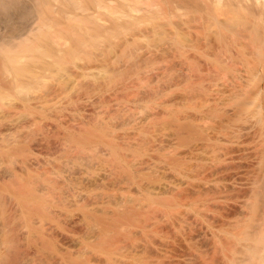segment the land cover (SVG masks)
I'll return each instance as SVG.
<instances>
[{
    "label": "bare ground",
    "instance_id": "obj_1",
    "mask_svg": "<svg viewBox=\"0 0 264 264\" xmlns=\"http://www.w3.org/2000/svg\"><path fill=\"white\" fill-rule=\"evenodd\" d=\"M33 1L38 6L37 15L44 7L52 9L50 4L58 7V14L70 15L74 9L89 12L86 19L81 17L84 20L78 22L80 32H75L76 27L72 28L74 32L68 27L67 30L74 36L91 35L95 44L104 39V33L122 28L119 23L123 17H128L127 23L140 25L137 15L147 13L155 4L145 0L151 5L142 3V8L135 0L141 6L137 9L135 3L124 0L132 12L126 15L109 7L110 15H116L110 20L114 26H110L99 13L94 15L86 7L100 10L116 0ZM219 2L221 6L222 0ZM17 3L19 0H0V12ZM224 5L232 14L245 12L251 20L244 26L247 16L243 14L246 19L239 16L243 23L236 27L237 20H232L233 25L219 13L224 14V8L216 11L224 19L219 21L220 29L234 32L231 39L222 29L218 34L231 50L218 54L221 46L214 38L217 46H212L217 52L214 48L209 49L216 53L205 52L211 57L215 54L217 59L214 57L216 60L208 64L206 61L200 69L191 68L196 69L193 71L185 67L188 62L184 61L181 68L185 67L187 73L183 70L182 74L180 66L175 68L176 75L169 73L178 75L176 80L170 75L173 82L167 81L168 77L161 80L165 73L161 67L174 72L172 66L181 60L173 61L180 54L175 51V56L167 49L173 64L163 65L170 58H165L162 49L166 42L159 48L162 38L153 46L161 51H156L155 59L163 55L161 61L156 59L158 64L152 59L155 54L150 53L153 48L142 51L143 56L150 55L147 57L151 62H156L155 67L161 63L154 71L151 64L148 68L139 60L147 57L130 49L139 57L136 56L139 61L135 59L138 66L148 70L141 72L157 74L149 80L143 78L146 74L137 77L135 67L131 71L129 64L134 61L127 58L133 53L129 50L130 56L126 55L125 49L119 48V42L122 45L127 38L132 43L143 40L142 34L149 35L151 23L143 28L147 32L142 28L143 32L139 28V32L135 31L141 34L138 39L132 38L136 34L132 31L128 34L133 35L131 38L126 34V39L121 37L123 42L118 38L116 48L122 50V57L128 56L129 62L121 64V53L116 56L122 59L116 71L127 69L122 75L115 71L122 79L116 73L112 76L113 66L105 73L103 58L108 62L118 51L113 50V54L111 48L113 55L110 52L111 56H99L105 64L99 57L95 59L97 65L101 62V67L96 66L100 71L91 60L93 66L89 67L87 61L79 69L73 65L75 70L66 62L67 69L64 58L69 55L63 49L71 44L62 42L55 30L42 32V20L37 17L22 34L0 39V103L7 106L0 110V264H264V0H226ZM209 14L210 18L205 13L199 18L206 15L209 27H213L216 22ZM83 22L87 25L84 28ZM157 23L153 22L155 31H159L155 34L160 37L165 26L161 29ZM150 29L154 34L153 27ZM206 33L210 37L217 31ZM206 39L205 48L212 47V40ZM89 41L79 39L77 45L85 46ZM144 42L143 48L147 46ZM23 43L26 47L17 50ZM107 44L101 45H111ZM195 45L192 47L198 50ZM189 52L193 50L183 51ZM191 57L187 59L194 61L195 56ZM158 68L164 71L161 76ZM94 69L104 71L100 78L105 74L120 78L118 82L112 78L117 83L130 77L131 71L135 80L132 77L119 84L110 82V78L97 80L99 75L95 76L98 73ZM125 72L130 74L124 76ZM52 75L58 76L57 80L54 77L56 82L50 81ZM89 75L96 79H89ZM9 93H15V99L7 98Z\"/></svg>",
    "mask_w": 264,
    "mask_h": 264
},
{
    "label": "rangeland",
    "instance_id": "obj_2",
    "mask_svg": "<svg viewBox=\"0 0 264 264\" xmlns=\"http://www.w3.org/2000/svg\"><path fill=\"white\" fill-rule=\"evenodd\" d=\"M127 2H128V0H126ZM130 1H132L133 2V4L135 3V7H137V9H139V8H141V6L140 7H138V5H139V3L142 5V8H143V4L142 3H144V6L145 5H147L146 3H145V0H137L138 2H136L135 0H129V3H130ZM135 1V2H134ZM146 1H148V3H150V1L149 0H146ZM162 1V2H161ZM190 1H192L191 3L190 2H188V1H182V0H151V4H153V3H155V4H153V5H151V8L153 9L154 7L157 9H155L154 8V10H149V9H147V10H149L147 13L145 12V11H143V12H137L136 14H138V13H140V14H138L137 16L139 17V19H140V21L139 22H141L140 23V25H139V23L138 22H136V24L138 23V25L136 26V24L135 23H127L125 20H128V17H123L122 19H120L121 21H122V23H119V25H121L122 26V28L121 27H116V29L113 31V32H110V33H104L103 34V37L102 38H104V39H102L100 42H97L96 44H95V42L96 41H94V42H92L91 41V35H87V34H85V35H81V36H74L73 35V33L72 32H74V31H72V28H75L76 30H75V32H80V30H82V29H79L77 26H78V22H80L81 20H84L83 18H87L86 16L89 14V12H88V14L87 13H82V11H78V9H74L73 10V13L71 12V13H69L70 15H64L62 12H60V13H62V14H60V16H59V14H58V11L59 10H57L56 9V5H51L50 4V7H52V9L54 8V10H52L51 8H49V6L48 7H44V10L41 12V14H39V15H37V13L35 12V9L36 8H38V6L34 3V1L33 0H19V3H17V5H15L13 8H11V9H9L8 11L7 10H5V11H3V12H0V39L1 40H4V39H8L9 37H13L14 35L16 36V35H20V34H22L23 32H25L26 30H27V28L29 27V25L31 24V23H33L34 22V18L35 17H37V18H39V19H41L42 20V25L40 26V22L41 21H39V26H40V28H43L41 31L43 32V30L44 31H46V32H48V33H53V32H57L58 34V36H60V37H62V39H61V41L63 42V41H69V43L71 44V45H69L70 47H68V46H66L67 48H64L63 49V51L65 52L64 54L66 55L67 53H68V57H67V55H66V57L68 58H66L68 61H66V59L64 58V62H65V65H69V66H71V68H73V70H75L74 69V67H76V65H77V67H76V69H79V68H82V67H80V65L82 66V65H84L87 61H95V59H96V57L98 58L99 56H102L103 57V55L105 54V53H107L108 55H109V53L111 52V50L109 49V48H111L112 49V51L113 50H115V51H117L116 53L113 51V54H114V56H112V57H110V59H113L112 61H109L108 60V62H107V59H106V57L105 58H103L104 60H106L105 61V63H106V68L105 69H107V71H108V69H110V67L111 66H113L114 67V69H110V71L113 73L112 74V76L117 72V73H124V70H127L126 68H124V70L123 71H121V72H118V71H120L119 69H118V71H116V69L117 68H119V66H121V64L123 63V62H126V60L128 59L129 61L130 60H132L133 59V61H130L131 63L133 62L134 64H135V62H137V61H141V64L143 65V64H145L144 66H147L148 68H149V65L151 64V68L153 69V71L154 70H156L155 68H157V67H160L161 66V63H160V65L159 66H157V67H155L154 65L156 64V62H157V64H158V61H156V59H158L159 61H161V59L163 58V55H157V57L158 58H156L155 59V57H156V51H157V53H159V52H161V51H159L158 50V48L156 49V47H153L154 45H155V43H156V41L158 42V38L159 39H161L160 40V43H158L159 45L161 44L162 45V43H164V42H166L165 44H163L162 45V49L165 51V53H166V57H165V54H164V57L165 58H170L171 56L169 55L170 53L168 52V50L167 49H169V51L170 52H174L173 54L175 55V56H178L177 54H176V52L175 51H177V52H179V54L181 55H179L178 56V59H177V57H176V59H174V61L173 62H175V60H181V61H176V64H175V66H172V61H171V58L169 59V61H171V62H169V61H163V62H165V63H162L163 65H165L166 64V66H168L169 65V67L170 66H172V68L173 69H175V68H178L179 66H180V68H181V66H183V62L184 61H186V62H188L190 65V67L187 65L188 63H185L184 65H185V67H187L188 69H190V71H193V70H196V69H191V68H195L196 66H197V68H202V67H205V65H206V61H207V64H208V62H211V61H215L216 59H217V57H215V54H213L214 55V57L216 58H214V57H211L212 55H211V53H210V55L211 56H208L209 54H207V52H205V49L206 50H212V51H214L216 48L214 47V46H212V45H215L216 43V41L218 42V44L221 46V48L219 47V45H218V48L217 49H219L218 50V52H220V53H218V54H220L221 55V53L223 52V54H224V52L225 51H229V50H231L230 48L228 49V47L229 46H227V42L226 41H221V39H220V37L218 36V34H220V32H221V29H220V27H219V21H221V20H226L227 18H228V20L230 21H232V20H237V22L235 23V26L236 27H238V25H239V23L243 20V19H241V18H243V14H245L246 16H247V19H246V17L244 18V19H246L245 21H243V22H245L244 23V26L247 24V21H250L251 20V17L248 15V14H246L245 12H242V11H236V12H233V14H232V12L230 11V9L226 6V8H224L225 7V5L224 4H226V0H222V4H221V6L219 5L220 4V2L219 3H217L218 2V0H190ZM115 2L117 3V4H115ZM113 1V3L110 5L109 3V5L108 4H106V7L105 8H100V10L97 8V7H91V6H88V7H86V8H88L87 9V11H91L92 10V12H90V13H92V14H98L99 13V15L98 16H100L101 18H103V19H105L106 21H108L109 22V25L110 26H114L113 25V23H111V21H112V17H114V16H116L115 14H111L110 15V10H112L113 9V11H115L116 10V12H119V13H121L122 14V12L124 11V14L126 15V14H132V12H131V9L130 8H128L127 6H126V4H125V2H124V0H123V2H122V0H116V1ZM131 2V3H132ZM158 3V4H157ZM197 3V4H196ZM219 6H218V5ZM137 5V6H136ZM150 5L148 4L147 6H149L150 7ZM146 6V8H148ZM216 6V7H215ZM109 7H112V9L111 8H109ZM134 7V8H135ZM219 7H221V8H219ZM58 8V7H57ZM120 8V9H119ZM145 8V7H144ZM223 8H224V10H225V12L223 11V13L225 14H222L221 13V11L220 10H223ZM28 10V12H29V10H30V12H29V14L27 15V10ZM103 9H110L109 11H104ZM115 9V10H114ZM136 9V8H135ZM159 9V10H158ZM103 10V11H102ZM162 10V11H161ZM220 12H219V11ZM76 11H78V12H76ZM160 11V12H159ZM207 11H209L210 13H211V15H212V17H214L213 19H214V21L216 22L214 25H213V27H212V30L210 29L211 27H209V25H208V23H207V17H209L210 18V14H209V12H207ZM216 11H218L222 16H223V18H221V17H219L220 16V14L217 12V13H215ZM84 12V11H83ZM26 13V14H25ZM35 13V14H34ZM103 13V14H102ZM109 13V14H108ZM148 13H151V14H148ZM163 13V14H162ZM204 13L207 15V17H206V15H205V17H202V18H199L201 15L202 16H204ZM108 14V15H107ZM117 14V13H116ZM158 14V15H157ZM188 14V15H187ZM216 14H218V15H216ZM235 14V15H234ZM239 14V15H238ZM34 15H37V16H34ZM62 15H64V16H62ZM117 15H119V14H117ZM160 15V16H159ZM191 15V16H190ZM231 15V16H230ZM71 17L70 19L68 18H66V17ZM104 16V17H103ZM110 16V17H109ZM123 16V15H122ZM155 16H157V17H155ZM159 16V17H158ZM237 16V17H236ZM239 16L241 17V18H239ZM29 17V18H28ZM33 17V18H32ZM78 17V18H77ZM81 17H83L82 19H81ZM117 17H120V16H117ZM116 17V18H117ZM164 17V18H163ZM166 17V18H165ZM168 17H169V19H168ZM212 17H211V20H212ZM236 17V18H235ZM121 18V17H120ZM126 18V19H125ZM147 18V19H146ZM193 18V19H192ZM199 18V19H198ZM204 18L206 19V21L204 20ZM249 18H250V20H249ZM72 19H74V21L72 20ZM81 19V20H80ZM156 19H157V21H156ZM164 19H166V20H164ZM197 20V21H193V20ZM221 19V20H220ZM68 20H70V22L68 21ZM111 20V21H110ZM154 20V21H153ZM161 22H160V21ZM172 22H171V21ZM183 20V21H182ZM198 20H199V23H197L198 22ZM72 21L74 22V24H72ZM150 21V22H149ZM200 21H202V22H200ZM208 21H210V20H208ZM253 21V20H252ZM251 21V22H252ZM153 22H158L157 23V25L159 24V22L162 24V22H163V29L161 28V26L160 25H158L164 32L163 33H165L166 35H164V36H162V32L160 33V37H159V33L156 35L155 34V32L157 33V32H159V31H155L156 29H154L155 27V25L153 24ZM190 22V23H189ZM205 24H204V23ZM212 22V21H211ZM243 22H241V23H243ZM149 23H151V24H149ZM164 23L165 24H167V25H164ZM180 23V24H179ZM184 23V24H183ZM202 23H203V25H202ZM214 23V22H213ZM213 23H211V24H213ZM231 23V22H230ZM232 23H233V25H234V22L232 21ZM60 24V25H59ZM134 24V25H133ZM143 26H142V25ZM146 24V25H145ZM194 24V25H193ZM196 24V25H195ZM201 24V25H200ZM210 24V23H209ZM52 25V26H51ZM87 26L86 25V23H81V26L84 28V26ZM151 25V27H153V31H154V34L156 35V36H158V37H156L154 34H153V32H151L150 33V31H149V29L151 28H147V31H148V36H143V35H145V34H147V33H143L142 34V37L144 38L143 40L141 39H138V37H139V35H141V34H138L137 32H135V31H140L141 30V28L143 29L144 28V26H145V28L146 27H148V26H150ZM169 25H171V27L169 26ZM188 25V26H187ZM192 25V26H191ZM198 25H200L199 27H198ZM243 25V24H242ZM49 26V27H48ZM79 26H80V23H79ZM130 26H133V28H131L130 29ZM141 26V27H140ZM178 26V27H177ZM193 26H196V28L194 27V28H191V27H193ZM203 26V27H202ZM204 26H206V27H204ZM234 26V27H235ZM240 26H241V24H240ZM239 26V28H238V30L239 29H241V27ZM243 26V27H244ZM264 26V25H263ZM46 27V28H45ZM52 27V28H51ZM59 27H61V28H59ZM67 27H68V30H70V31H72V32H69L68 30H67ZM200 27H201V29H200ZM210 29H208V28ZM242 27V28H243ZM45 28V29H44ZM47 28H49V29H47ZM51 28V29H50ZM121 28V29H120ZM140 30H139V29ZM157 28V30H160V28L158 29V27H156ZM191 28V29H190ZM203 28H206V29H204V32H203ZM218 28V29H217ZM261 28H262V25H261ZM119 29H120V31H119ZM196 29V30H195ZM220 29V30H219ZM228 28H226L225 30H223V33H224V31L228 34V38H232L231 37V35L234 33V32H232L231 30H227ZM264 29V28H263ZM262 29V30H263ZM55 30V31H54ZM67 30V31H66ZM151 30V29H150ZM209 30V31H208ZM227 30V31H226ZM233 30H234V28H233ZM236 30V32H238V30L237 29H235ZM116 31H119V33L117 32L116 34H115V36H114V32H116ZM132 31V32H131ZM143 31H144V29H143ZM142 30H141V32H143ZM145 31H146V29H145ZM144 31V32H145ZM146 31V32H147ZM152 31V30H151ZM214 32V31H217V33H211V35L213 34V35H216V37H212L211 35H210V37H206V34L208 35V33H206V32ZM220 31V32H219ZM240 31V30H239ZM264 31V30H263ZM42 32H40V33H42ZM130 32L133 34V32H135L136 34L132 37L131 35L130 36H128V34H130ZM140 32V33H141ZM171 32V33H170ZM188 32V33H187ZM195 32V33H194ZM199 33V34H197V33ZM187 33V34H186ZM60 34V35H59ZM108 34V38L106 37V35ZM111 34V36H109ZM112 34H113V37H112ZM118 34V36H116ZM128 36V37H132L133 39H138V43L137 42H135L136 40H134V43H132V39H126V35ZM154 35V37L157 39H155V40H152V38L154 39V37L153 36H151V35ZM204 34V35H203ZM225 34V33H224ZM226 34V35H227ZM230 34V35H229ZM182 35V36H181ZM90 36V37H89ZM124 36V37H123ZM126 36V37H125ZM170 36H172V38L170 37ZM208 38V39H210V40H212V44H209V45H211L212 47H210L209 45V47L208 48H205L206 46H207V44H206V46H205V44H204V42L207 40L206 38ZM64 37V38H63ZM83 37V38H82ZM121 37H123V38H125V39H122L121 40ZM141 37V36H140ZM152 37V38H151ZM167 37V38H166ZM174 37V38H173ZM204 37V38H203ZM211 37H212V39H211ZM219 39H218V38ZM71 38V39H70ZM105 38H106V40H105ZM116 38V39H115ZM118 38H119V40L120 41H122L123 42V40H125V41H128V40H130V41H128V42H126L125 43V41H124V43H122V45H121V42H119V40H118ZM198 38V39H197ZM199 38H200V40H199ZM202 38H203V40H202ZM215 38V42H214V39ZM219 40H217V39ZM73 39V40H72ZM76 39V40H75ZM79 39H82V40H84V41H87L88 42V40H90L89 42L90 43H87L86 42V45H88L87 47L88 48H86V45L85 46H81V47H79L77 44H80V42L78 43L77 41L79 40ZM172 41V43H171V41ZM180 39V40H179ZM184 39H185V41H184ZM205 39V40H204ZM230 39H229V41H230ZM0 40V41H1ZM114 40H116V41H114ZM118 40V41H117ZM144 40H146V45L147 46H145L144 48H143V46H144V44H145V42H144ZM151 40H152V42H151ZM168 40V41H167ZM187 40V41H186ZM195 40V41H194ZM209 40V41H210ZM105 41L110 45H112V42L114 41V43H113V45L110 47H108V46H105V47H107V49L108 50H110V51H108V52H106V49H104L103 47H102V45L101 44H104V45H106L107 43H105ZM142 41H143V43H142ZM162 41V42H161ZM198 43H197V42ZM208 41V40H207ZM104 42V43H103ZM119 42V44H116V43H118ZM148 42H150V43H148ZM153 42H154V44H153ZM169 42V43H168ZM180 42H182V43H180ZM187 42V43H186ZM201 44H200V43ZM203 42V43H202ZM226 42V43H225ZM27 43L30 45L31 44V42L30 41H27ZM68 43V42H67ZM68 43V44H69ZM99 43H101V44H99ZM132 43V44H131ZM139 43H142L141 45L139 44ZM178 43H179V45H178ZM192 43H193V45H192ZM197 43V45L198 44H200V45H195ZM206 43V42H205ZM208 43V42H207ZM214 43V44H213ZM221 43H223L224 44V51L222 50L221 51V49H223L222 47H223V45L221 44ZM107 44V45H108ZM126 44H129L130 46L129 47H127L128 45H126ZM134 44L137 46H134ZM157 44V45H158ZM166 44H169L168 46H170V44L171 45H173V47L171 46V47H165V46H167ZM183 44V45H182ZM185 44V45H184ZM188 44L190 45V46H188ZM204 44V45H203ZM226 44V45H225ZM24 45H26V44H22V46H20L17 50H20L21 48H23V47H26V46H24ZM90 45V46H89ZM100 45H101V51H99V47H100ZM120 47H119V46ZM123 45H126V46H124L123 47ZM134 47H133V46ZM158 45V46H159ZM161 45L159 46V48H161ZM188 47H187V46ZM194 47V45H195V48L196 47H198V50H197V48H196V50L192 47V46ZM91 46H92V48H91ZM95 46V48H93ZM116 46H118L120 49H122L123 50V48L125 49L123 52H126V55L128 54V51L130 50V49H132V51H134L135 53L137 52H145L146 53V51L144 50L145 48L147 49V48H149V49H152L154 52H150V53H153V54H155V56L152 58V59H154L156 62H151V60H150V58H151V56L150 55H146L145 56V54H144V56H145V58L147 57V56H149L150 58H144L145 60H143V58L141 57V56H143V52H142V54H140V52L138 53V55H141L140 57H141V59H139V57L137 56V55H135V53L134 52H131V50H130V54L131 53H133V54H131V56L129 57V58H131V59H129V58H127L128 56H126V58L124 57H122L121 55H124V53H122V50H121V52H119V48H116ZM132 46V47H131ZM142 46V47H141ZM157 46V47H158ZM180 46L181 47H183V51H189V50H193V52H191L193 55H194V53L196 52V54L197 55H199L200 56V58H202L203 60H205L204 62H201L199 59L198 60H196L195 61V59H197L199 56H197V55H194L195 56V58L193 59L192 57H194L193 55H191V53L189 52V54L188 53H183V51H181V48H180ZM186 46V47H185ZM216 46H217V44H216ZM94 51H92L91 50V52L89 51L90 50V48ZM125 47H127V50H126V48ZM151 47V48H150ZM166 48V49H164V48ZM177 49H176V48ZM134 48V49H133ZM138 49V51H136L137 49ZM140 48V49H139ZM143 48V49H142ZM180 48V49H179ZM204 48V49H203ZM209 48H214V50L213 49H209ZM86 49H88L87 50V52H85L86 51ZM142 49V50H141ZM170 49H173L172 51L170 50ZM184 49H187V50H184ZM69 51V52H67V51ZM70 50H72V51H70ZM77 50V51H76ZM162 50V51H163ZM201 50H203L204 51V53L203 52H201ZM75 53H74V52ZM149 51H151V50H148V52ZM163 51V52H164ZM167 51V52H166ZM211 51V52H212ZM216 51V50H215ZM214 51V53H216ZM79 52V53H78ZM88 52H90V53H88ZM95 53V55L94 54H91V53ZM209 52V51H208ZM119 53H121L120 54V56L122 57V59H123V61H121L122 59L119 57V59H121L120 61H121V64L119 63L120 61H119V59H117L118 57H116L117 55L119 56ZM169 53V54H168ZM226 53V52H225ZM75 54H77V55H75ZM107 54H105V55H107ZM111 54H112V52H111ZM111 54L109 55V56H111ZM112 54V55H113ZM162 54V53H161ZM186 54V55H185ZM64 55V56H65ZM73 55V56H72ZM91 55V56H90ZM133 55H135V57L133 56ZM171 55H172V53H171ZM189 55V56H188ZM217 55V54H216ZM88 56V57H87ZM95 56V58H93ZM108 56V57H109ZM136 56L138 57V59L139 60H137L136 59ZM143 56V57H144ZM153 56V55H152ZM168 56V57H167ZM174 56V57H175ZM186 56H188V57H186ZM190 56H192L190 59H193L194 61H192V60H188L187 58H189ZM205 56V57H204ZM219 56V55H218ZM222 56V55H221ZM69 57L70 58H72L71 60H69ZM113 57H116L115 59L113 58ZM160 57H162V58H160ZM181 57H182V59H181ZM197 57V58H196ZM220 57V56H219ZM218 57V58H219ZM160 58V59H159ZM180 58V59H179ZM213 58V59H212ZM88 59V60H87ZM92 59H94V60H92ZM101 60V57H99L98 58V60H101V62H102V64L104 63L103 61L104 60ZM125 59V60H124ZM137 61H136V60ZM168 59H165V60H168ZM183 59H185V60H183ZM201 59V60H202ZM128 60H127V62H128ZM149 60V61H148ZM153 60V61H154ZM183 60V61H182ZM209 60V61H208ZM89 62L88 63V66L89 65H91L92 64V66H93V64L94 63H92V62ZM96 61H97V59H96ZM95 61V62H96ZM142 61H146V63H142ZM200 61V63H204V65H201V64H199L198 62ZM66 62H67V64H66ZM98 62H100V61H98ZM101 62H100V64L99 65H97V62H96V65H94L93 67H95L96 68V66L97 67H101ZM149 62V63H148ZM179 62V63H178ZM104 63V64H105ZM109 63V64H108ZM111 63V64H110ZM129 63V62H128ZM152 63H153V65H152ZM172 63V64H171ZM182 64V65H178V64ZM193 63V64H192ZM198 63V64H197ZM118 64H120V65H118ZM125 64V63H124ZM134 64H132V65H130L129 64V67L132 69L131 71L132 72H134L133 71V69H135L136 68V72H138V74H137V77H139L140 75H141V73H142V75L143 74H146L147 73V71L145 70V69H147L146 67H144V69H142L143 68V66L140 64L139 66H138V62H137V65H134ZM147 64V65H146ZM168 64V65H167ZM195 64V65H194ZM68 65L66 66L67 67V69H69L68 68ZM74 65V67H72ZM162 65V66H163ZM178 65V66H177ZM91 66V67H92ZM118 66V67H117ZM136 66H138L139 67V69H138V67H136ZM79 67V68H78ZM83 67H87V65L86 66H83ZM90 67V66H89ZM124 66L122 65V67H120V69L121 68H123ZM126 67H128L127 66V64H126ZM135 67V68H134ZM140 67H142V68H140ZM185 67H183L184 69H180V68H178V69H180L181 71V73L183 74V72L186 70V68ZM70 68V70H72ZM149 69V71L150 70H152V69ZM163 68V70H165V73L163 74V76L161 77V80L162 79H166V78H163V77H168V79H166L167 81L170 79V75L171 74H173V75H176V69L175 70H172V71H174V72H171V71H169V69L168 68H165V66H163V67H161V69ZM98 69V71H100L99 70V68H96V70ZM101 69V68H100ZM129 69V68H128ZM158 69H160V68H158ZM160 69V70H161ZM166 69H167V71H166ZM171 69V68H170ZM187 69V70H188ZM95 70V69H94ZM94 70L92 71V72H94ZM96 70H95V72H96ZM102 70V69H101ZM103 70H104V67H103ZM114 70V71H113ZM130 70V69H129ZM141 70V71H145V72H141L140 71V73H139V71ZM163 70H161L160 71V73H159V75L161 74V72L163 71ZM184 70V71H183ZM96 72V73H98V74H94L95 76H97V75H99V74H101V73H103L104 71H106V70H104L103 72L101 71V72ZM105 72V73H109V71L108 72ZM116 71V72H115ZM131 71H129L130 73V77L128 76L129 74H127V72H125L126 74L124 75V76H128L127 78H125V79H123L121 82H119V83H122V82H129L131 79H132V77L134 78V79H132V80H135V74L134 75H132V72ZM169 71V72H168ZM177 71H179V70H177ZM183 71V72H182ZM152 72V71H151ZM155 72H157V71H155ZM164 72V71H163ZM166 72H167V74H166ZM116 73V74H117ZM150 72H148V74H146L145 75V77H143V78H146V79H148L149 80V77H153L154 75H157L156 73H154L153 75H152V73H151V75L149 74ZM169 73H171V74H169ZM185 73H187V71H185ZM188 73H189V70H188ZM93 74V73H92ZM91 74V75H92ZM104 74V73H103ZM115 74V75H116ZM140 74V75H139ZM161 74V75H162ZM169 74V75H168ZM63 75V73L61 74V76ZM93 75V76H94ZM105 75H106V77H105ZM104 76H102L101 75V78H100V75H99V78H97V80L99 79H101V80H107V81H109V78L111 79L110 80V82L113 80L112 78H114V77H116V76H114V77H112L111 78V74H109L108 76H107V74H105ZM120 75H122V74H120ZM120 75H118L117 74V76H119L120 78H121V76ZM132 75V76H131ZM139 75V76H138ZM160 75V76H161ZM166 75H168V76H166ZM173 75H171V77L173 76ZM90 76V75H89ZM88 76V77H89ZM93 76H90V77H93ZM94 76V77H95ZM123 76V77H124ZM178 76V75H177ZM176 76V77H177ZM50 77H51V75H50ZM54 77H56V76H53L52 75V79L53 80H50L51 82H56L55 81V79L57 80V78H58V76L54 79ZM65 77H66V75H65ZM89 77V79H93V80H95L96 79V77H95V79H94V77L93 78H90ZM98 77V76H97ZM105 77V78H104ZM173 77H175V76H173ZM176 77H175V80H176ZM120 78H118V79H120ZM140 78V77H139ZM114 79H116V81L118 80L117 79V77L116 78H114ZM122 79V78H121ZM120 79V80H121ZM145 79V80H146ZM152 79V78H151ZM173 80H169L170 82H173L174 81V78H172ZM87 80H88V78H87ZM120 80H118V81H120ZM90 81V80H89ZM115 80H113L112 81V83H114V84H119V83H117ZM163 82H164V80H162ZM116 82V83H115ZM149 82H151V80L149 81ZM170 82H168V83H170ZM167 83V82H166ZM33 93H36V91H32ZM31 92V94L33 95V93ZM7 96V98H9V97H11V98H14L15 96H16V94L15 93H9L8 95H6ZM15 99V98H14ZM5 107V109L7 108V106L6 105H2V103H0V110H4L2 107ZM3 145V144H2Z\"/></svg>",
    "mask_w": 264,
    "mask_h": 264
}]
</instances>
